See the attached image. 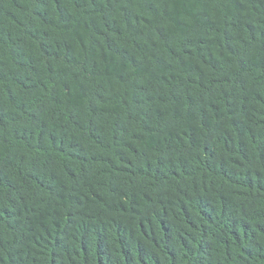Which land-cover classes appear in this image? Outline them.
Masks as SVG:
<instances>
[{
    "label": "trees",
    "instance_id": "1",
    "mask_svg": "<svg viewBox=\"0 0 264 264\" xmlns=\"http://www.w3.org/2000/svg\"><path fill=\"white\" fill-rule=\"evenodd\" d=\"M0 264H264V0H0Z\"/></svg>",
    "mask_w": 264,
    "mask_h": 264
}]
</instances>
